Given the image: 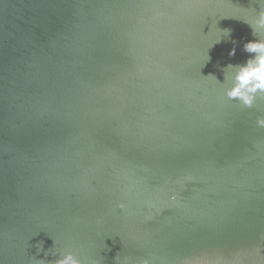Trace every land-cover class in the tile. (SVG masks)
<instances>
[{
  "label": "water",
  "instance_id": "1",
  "mask_svg": "<svg viewBox=\"0 0 264 264\" xmlns=\"http://www.w3.org/2000/svg\"><path fill=\"white\" fill-rule=\"evenodd\" d=\"M252 8L0 0V264H264V95L217 82Z\"/></svg>",
  "mask_w": 264,
  "mask_h": 264
},
{
  "label": "clouds",
  "instance_id": "2",
  "mask_svg": "<svg viewBox=\"0 0 264 264\" xmlns=\"http://www.w3.org/2000/svg\"><path fill=\"white\" fill-rule=\"evenodd\" d=\"M259 11L255 8L251 9V17L245 21L253 29V33L257 36L264 32V0H257ZM220 31V37L214 43L220 42L221 35L229 37L231 29H223ZM235 44V41H233ZM243 49L245 52L251 54L246 62L233 65L228 64L225 69L224 82L217 81L215 76H211L223 87V94L230 100H236L245 107H251L257 95H264V38L250 40L244 43ZM236 49L233 47L229 55H235ZM207 60L209 59L207 53ZM225 71V70H224ZM257 126L264 128V117H259L256 120ZM170 199L175 200L176 196L173 194ZM120 208L125 205L120 203ZM48 253L45 252V255ZM36 264H47L45 260H37ZM52 264H83L82 260L72 251L65 250L61 253L58 259ZM137 264H151L148 259H143Z\"/></svg>",
  "mask_w": 264,
  "mask_h": 264
}]
</instances>
